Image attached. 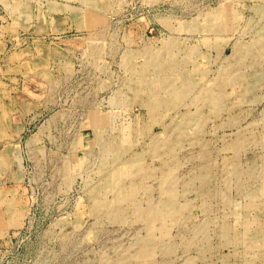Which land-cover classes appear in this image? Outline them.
Wrapping results in <instances>:
<instances>
[{"label":"rangeland","instance_id":"obj_1","mask_svg":"<svg viewBox=\"0 0 264 264\" xmlns=\"http://www.w3.org/2000/svg\"><path fill=\"white\" fill-rule=\"evenodd\" d=\"M0 264H264V0H0Z\"/></svg>","mask_w":264,"mask_h":264},{"label":"crops","instance_id":"obj_2","mask_svg":"<svg viewBox=\"0 0 264 264\" xmlns=\"http://www.w3.org/2000/svg\"><path fill=\"white\" fill-rule=\"evenodd\" d=\"M239 4H237L236 2L234 3L233 7L234 8H237L239 7L238 6ZM18 102H20L21 104H23V106H25V102H27V100H10L9 103L5 102L4 105H5V109L7 110V105L9 106L8 107V113H7V116L9 115L10 117H12L14 120L15 118H17L16 114L14 113H17V110H18ZM11 128H10V132H11ZM12 133V132H11Z\"/></svg>","mask_w":264,"mask_h":264}]
</instances>
